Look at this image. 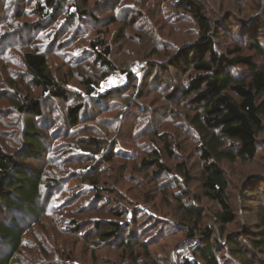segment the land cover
<instances>
[{
    "label": "rangeland",
    "instance_id": "rangeland-1",
    "mask_svg": "<svg viewBox=\"0 0 264 264\" xmlns=\"http://www.w3.org/2000/svg\"><path fill=\"white\" fill-rule=\"evenodd\" d=\"M29 1L0 0V145L7 152L16 153L25 149L24 141L20 136L24 118L19 116L12 101H19L20 97L24 98L29 94L35 99L42 97V92L31 84V78L27 74L22 59L23 52L36 47L37 50L47 54L49 70L54 77L61 79L62 82L67 81L65 84L68 89L70 88L72 93L81 94L82 97L85 96L83 83L87 79L97 82L98 86L93 97H102L108 92L116 91V89L125 90L133 85L134 88L131 91L127 90L128 93L123 95H118L116 91L111 99L113 102L108 101L107 104L99 105L101 111L107 106L106 108L112 112L101 116L96 114V117L89 113L95 120L89 121V116L85 117L84 120L89 121L88 129L83 127L86 124L80 126L83 128L74 132L69 140L47 143L49 138H45L48 148L43 153V158L28 160V165L35 166L37 169L47 168L45 179L51 177L53 181L55 179L61 181L62 186L57 188L58 192H55L54 199L51 201V209L56 211L52 212L50 209L51 212L42 219L40 225H32V232L23 255L32 260L44 259L40 251L43 246L47 249L49 257L39 264L46 262L53 264H182L185 262L181 258L182 255L188 257V262H193L195 260L193 251L197 248L191 251L187 249V246L185 248L189 241L184 242L187 239L188 230L180 227V225L186 226L184 221L181 222L184 217L183 206L202 210L206 215L202 228H213L224 242L227 238L242 242V237L247 233L252 238H263L264 135L260 137V150L254 163L222 165L231 184L230 195L238 215L237 224L229 226L225 235H222L214 221L218 206L202 198L198 181H193L189 189L198 197V200L196 197H191L180 203L177 196L182 195L181 191L186 190L187 186L175 172L162 176L157 182L151 179L150 171L144 174L138 172L133 174L128 170L129 174L122 173L120 176L116 172L118 168L121 173L123 166L139 167L140 160L143 157L147 158L146 155L153 149L154 141H157L153 132L158 129L160 133L165 132L175 139L179 138L177 141L187 142L191 177L200 176L202 164L197 153L194 156L191 155L192 151L196 150L199 140L195 134L191 139L188 138L193 130L186 120L192 112L190 103L186 107L189 100L182 99L180 104L175 106L168 102L173 88L183 86L188 78L177 73V70L168 69L167 65L171 63L178 51L182 53L180 49L195 43L199 38L197 23L190 14L178 7L181 0H169L166 3L159 0H67L62 4L64 11L56 15L55 21L48 22H41L35 13L36 3L31 4ZM199 1L204 5L207 16L215 24L213 37L219 51H223L234 42L247 43L246 34L248 35L249 32L255 31L264 38V0ZM80 10L88 12L87 16L80 17L78 15ZM68 15H71L70 19ZM98 42L101 43L99 46L101 52L106 47L112 49V62L118 69L106 79L103 78L106 71L95 62V56L92 53L91 44ZM256 61L261 63L262 58L257 56ZM235 73L241 75L242 71L237 70ZM147 83L152 92H148L147 97L142 98L139 91H143ZM85 101L90 103V106L97 103ZM69 105L56 101V104L50 106H56L57 113L62 115ZM141 108H145V113ZM53 111L55 110L47 109L45 116L49 121L47 126L42 128L44 130L50 128L48 136L54 129L65 124L62 122L66 119L64 116L61 122L54 123L55 128L51 126L52 118L48 115H51ZM101 123H105V127L108 128H101L102 137L96 138L103 142L107 138L109 145L104 147L111 149L110 145L113 146L118 141L117 149L122 146L130 152L137 153L134 162L117 160L111 170L100 178V186L104 189H112L115 192L111 191L114 196L106 194L105 197L111 200L118 195L116 199L123 207H126L124 210L128 209L132 212L133 209L138 208L140 211V228L149 230L148 235L142 239L149 242L150 249L148 257L139 249L135 251V255L143 259H138V262L134 261L129 253L116 249L118 245L116 242H110L105 247L99 248L97 241H93L95 223L106 220L108 217L106 215L115 201L106 203L99 201L97 207L91 208L94 202L90 190L85 197H81L80 201L74 198L85 188L80 189L81 182L74 176L83 168L84 163L82 167L73 163L71 153L78 151L75 146L78 143L72 142L97 135L96 132H99ZM78 133L82 134L78 135ZM140 134H145L146 137L140 139ZM128 142L129 144L126 145ZM69 143H72V146ZM181 161L184 160L170 162V166L174 168V165ZM145 174L151 177L148 178ZM133 179H136L138 183L141 182L134 189L131 188ZM146 189H159L158 193L153 194L152 203L137 204V199L135 202L128 199V197L131 198V194L142 195V190ZM246 190L249 191L247 194H245ZM75 223L81 226L80 231L77 234H71L69 231L75 229L73 225ZM60 236L61 243L65 244L64 256H61L63 252L60 251V247L59 250H51L54 237ZM126 236L128 235L125 233L124 237ZM197 239L200 241V238ZM242 244L245 247V258H235L230 254V250L223 247L220 255L222 263L264 264V256L260 255V252L252 250L245 242ZM67 258L72 260H65Z\"/></svg>",
    "mask_w": 264,
    "mask_h": 264
},
{
    "label": "trees",
    "instance_id": "trees-1",
    "mask_svg": "<svg viewBox=\"0 0 264 264\" xmlns=\"http://www.w3.org/2000/svg\"><path fill=\"white\" fill-rule=\"evenodd\" d=\"M66 1L30 0L29 2L36 3L35 13L41 22H48L55 21L56 15L64 11L62 4ZM159 1L166 3L169 0ZM200 2L199 0H181L179 2L178 7L190 14L197 23L199 38L195 43L180 49L182 53L178 51L171 63L167 65L168 69L177 70V73L188 78L187 83L183 86L173 88L168 102L175 106L180 104L182 99L189 100L186 107L190 103L192 112L186 120L193 130L188 138L191 139L195 134L199 140L196 150L192 151L191 155L194 156L197 153V157H199L202 164L200 176L197 177L198 179L191 177L187 142L177 141L179 138L175 139L165 132L160 133L158 129L153 132L157 141H154V147L146 155L147 158L143 157L140 160L139 167L123 166L121 173L118 168L116 172L120 176L122 173L129 174L128 170L133 174L136 172L144 174V172L150 171L152 177L146 174L145 176L151 177L154 182L164 175L175 172L187 186L186 190L181 191L182 195L177 196L180 203L191 197H196L198 200V197L189 191L193 181H198L202 198L218 206L214 221L222 235H225L229 226L237 224L238 215L230 195L231 184L222 165L254 163L260 150V137L264 135V38L255 31L249 32L248 35L246 34L247 43L234 42L223 51H219L213 37L215 24L207 16L205 7ZM75 7L78 8L76 5ZM78 13L82 18L88 14L81 10ZM70 17L71 15H68V19ZM91 46L95 62L106 71L104 79L118 71L117 66L112 62L113 51L110 47H106L101 52L99 49L101 43H92ZM32 49L23 52L22 59L27 74L31 78V84L42 92V97L35 99L29 94L27 97H20L19 101H12L19 116L24 118L23 131L20 136L24 141L25 149L10 153L0 145V264H39L49 257L47 249L43 246L40 251L44 259L32 260L23 254L28 245L32 225H40L42 219L52 211L51 201L54 199L55 192H58L57 188H61L62 185H60L61 181L56 179L53 181L51 177L45 179L47 168L37 169L35 166L28 165V160L43 158V153L48 148L45 138H49L47 143L69 140L74 132L83 127L88 129L87 124L90 120H95L96 114L101 116L112 112L106 108L107 106L101 111L99 105L107 104L108 101L113 102L111 99L116 91L118 95H123L128 93L127 90L131 91L134 88L133 85L125 90L116 89V91L108 92L102 97H93L98 85L93 79H87L83 83L85 96L82 97L81 94L72 93L73 91L68 89L65 84L67 81L62 82L61 79L58 80L54 77L49 70L47 54L37 50L36 47ZM257 56L262 58L261 63L256 61ZM237 70L242 71V74H236ZM147 85L149 84L145 85L143 91H139L142 98H146L148 92H152ZM16 93L15 95L18 97ZM85 100L97 103L90 106V103H86ZM56 101L68 105L74 104H70L61 115V113H57L56 106H50L56 104ZM47 109L55 110L51 112L52 117L50 114L48 115L49 118H52L51 126L53 127L54 123L61 122L60 120L64 116L66 118L64 121L62 120L66 126L64 124L54 129L50 136H48L50 128L42 129L47 126L49 121L45 116ZM144 111H146L145 108L142 112L145 113ZM89 113L94 117H90ZM87 116H89V121L84 120ZM41 121L43 123L40 124ZM100 125L99 132H96L97 135L89 136L87 139H76L72 142L78 143L75 145L78 151L71 153L73 163L80 167L84 163L83 168L74 176L81 182L80 189L85 188L74 198L80 201L81 197H85V194L90 190L94 202L91 208L97 207L99 201L106 203L114 200L111 210L106 215L108 216L106 220L95 223L93 241H97L99 248L105 247L110 242H116L118 244L116 249L129 253V256L138 262V259H143L135 255V251L139 249L148 257L150 249L149 242L142 239L148 235L149 230L140 228L141 213L138 208L137 210L133 209L132 212L128 209L124 210L126 207H123L121 202L116 199L118 195L111 200L107 199L106 194L114 196L115 192L110 188L104 189L100 186V178L111 170L117 160L134 162L137 153L130 152L122 146L117 149L118 141L113 146L110 145L111 149L104 147V145H109L107 138L103 142L96 137H102L103 130L101 128L107 129L108 127H105V123ZM145 134H140V139L146 137ZM72 143L69 144L72 146ZM128 144L129 142L126 145ZM181 159L184 161L174 165V168L170 166V162ZM111 175L114 176L112 173ZM131 183L133 184L131 188L134 189L141 182L138 183L136 179H133ZM142 192V195L140 193L131 194V198L128 197V199L131 202H135L137 199V204L139 202L152 203V196L158 193L159 189H146ZM248 192L246 190L245 194ZM117 205L119 206L117 207ZM183 209L184 217L181 222L184 221L186 226L180 225V227L189 232H186L187 239L184 242L200 238L201 243L193 251L195 260L182 264H223L220 255L224 248L230 250V254L235 258H245V247L242 242L264 256V237L252 238L247 233L242 237V242H235L230 240L231 238H227L228 240L226 239L224 242L213 228H202L206 216L202 210L187 206H183ZM54 211L56 210L52 212ZM75 224H73L75 229L69 231L71 234H77L80 231L81 226ZM125 233L128 236L124 237ZM54 238L56 240L54 239L51 250L56 251L60 247V251L63 252L65 244L61 243V236ZM64 253L60 255L64 256Z\"/></svg>",
    "mask_w": 264,
    "mask_h": 264
},
{
    "label": "built area",
    "instance_id": "built-area-1",
    "mask_svg": "<svg viewBox=\"0 0 264 264\" xmlns=\"http://www.w3.org/2000/svg\"><path fill=\"white\" fill-rule=\"evenodd\" d=\"M199 242H200V241H198L197 238L190 239V240L186 243L185 248H186V246H187V249H188V250H190V251H191V250H194L193 248H197V246L199 245ZM181 258L184 259L185 262L188 261V257H187L186 255H182Z\"/></svg>",
    "mask_w": 264,
    "mask_h": 264
}]
</instances>
